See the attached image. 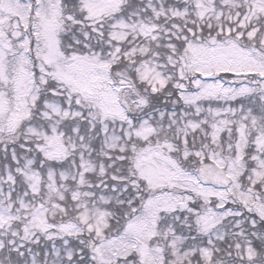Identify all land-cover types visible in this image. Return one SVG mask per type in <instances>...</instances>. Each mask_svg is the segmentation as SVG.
Instances as JSON below:
<instances>
[{"label": "snow or ice", "instance_id": "obj_1", "mask_svg": "<svg viewBox=\"0 0 264 264\" xmlns=\"http://www.w3.org/2000/svg\"><path fill=\"white\" fill-rule=\"evenodd\" d=\"M0 264H264V0H0Z\"/></svg>", "mask_w": 264, "mask_h": 264}]
</instances>
